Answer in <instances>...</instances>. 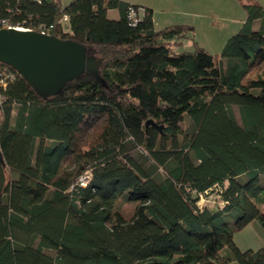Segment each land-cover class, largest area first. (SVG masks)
<instances>
[{"label": "trees", "instance_id": "obj_1", "mask_svg": "<svg viewBox=\"0 0 264 264\" xmlns=\"http://www.w3.org/2000/svg\"><path fill=\"white\" fill-rule=\"evenodd\" d=\"M241 1L216 58L176 52L192 28L155 30L149 8L131 25L121 0H0V19L101 59L103 81L42 99L0 63V264H264L233 242L264 229V8ZM213 191L222 206L199 208Z\"/></svg>", "mask_w": 264, "mask_h": 264}, {"label": "rangeland", "instance_id": "obj_2", "mask_svg": "<svg viewBox=\"0 0 264 264\" xmlns=\"http://www.w3.org/2000/svg\"><path fill=\"white\" fill-rule=\"evenodd\" d=\"M70 0H62V3ZM137 3L140 7L152 10L154 29L160 30L168 25H186L192 28L191 36L182 41L176 52H193L200 47L210 55L218 58L229 37L237 33L246 20V11L241 0H127ZM264 8V0L252 2ZM136 4V5H137ZM140 4V5H139ZM259 23H253V29H258ZM67 30L66 21H63ZM255 74V73H254ZM222 204L213 191L201 196L198 207L214 209ZM133 206L123 204L121 209L125 214L132 211ZM233 242L241 251L258 250L264 245V229L253 221L241 231L235 233ZM229 264H238L235 261Z\"/></svg>", "mask_w": 264, "mask_h": 264}, {"label": "water", "instance_id": "obj_3", "mask_svg": "<svg viewBox=\"0 0 264 264\" xmlns=\"http://www.w3.org/2000/svg\"><path fill=\"white\" fill-rule=\"evenodd\" d=\"M0 63L17 72L42 99L56 96L85 73L103 84L98 74L101 59L88 56L77 42L37 31L0 29Z\"/></svg>", "mask_w": 264, "mask_h": 264}, {"label": "built area", "instance_id": "obj_4", "mask_svg": "<svg viewBox=\"0 0 264 264\" xmlns=\"http://www.w3.org/2000/svg\"><path fill=\"white\" fill-rule=\"evenodd\" d=\"M146 15V10L144 7H137V8H129L128 11V19L131 25H136L139 21H141ZM17 29V30H32L29 28H24L22 26H14L11 25L7 20L5 19H0V29ZM49 29L43 25L38 26L37 30H32V31H37L39 33L42 34H49ZM6 73V72H5ZM5 75V74H4ZM8 78H12V76H2V78L0 79V86L1 87H5L6 86V82L8 80ZM78 181H80L82 184H85L87 182V179L85 177H81L78 179Z\"/></svg>", "mask_w": 264, "mask_h": 264}, {"label": "crops", "instance_id": "obj_5", "mask_svg": "<svg viewBox=\"0 0 264 264\" xmlns=\"http://www.w3.org/2000/svg\"><path fill=\"white\" fill-rule=\"evenodd\" d=\"M71 1V0H70ZM70 1H67V3H69ZM121 1H123V2H126V3H128V4H132V5H136L137 3H132V2H129V1H127V0H121ZM61 3H62V0H61ZM66 3V4H67ZM65 4V2H63L62 3V5L64 6V5H66ZM138 5V4H137ZM140 5V4H139ZM145 8H148V7H145ZM107 16H108V18L109 19H117L118 18V12L116 11V10H110V11H108L107 12ZM154 25V24H153ZM173 25H176V24H173ZM168 26H171V24L170 25H168ZM167 27V26H166ZM156 30V29H155Z\"/></svg>", "mask_w": 264, "mask_h": 264}]
</instances>
